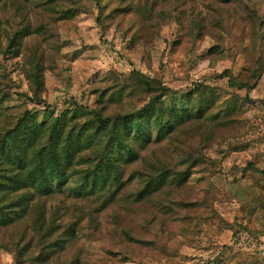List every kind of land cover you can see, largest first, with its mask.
<instances>
[{
    "label": "rangeland",
    "instance_id": "obj_1",
    "mask_svg": "<svg viewBox=\"0 0 264 264\" xmlns=\"http://www.w3.org/2000/svg\"><path fill=\"white\" fill-rule=\"evenodd\" d=\"M41 1L19 0L16 6L15 1L7 0L0 7L5 38L28 19L33 27L48 29L47 36L28 41L33 52L39 47L37 54H44L45 91L39 100L28 98L33 92L25 76V57L20 54L7 59L11 78H7L8 100L0 108V131L13 126L26 110L37 112L39 119L67 112L92 120L91 110L98 106L97 92L107 87H125L121 100H110L107 107L111 111L139 109L149 98L143 92L133 94L128 90L132 70L158 78L174 89L176 93L167 95L166 103L185 106L188 93L195 95L200 84L213 89L219 103H224L232 91L240 102L244 91L230 89L227 77L221 74L228 69L244 76L264 50L260 46L259 52L257 45L259 23L246 9V5L251 6L264 18V0L230 4L215 0H99L98 4L95 0H78L79 11L58 21L55 10L69 7L71 2L61 0L53 6H42ZM21 13L28 19L22 21ZM249 95L254 102H242L238 135L206 151L208 165L194 170L185 191L190 196L212 183L216 193L210 200L232 228L219 232L217 226L203 224L199 233L186 232L189 237L177 226L167 229L169 245L177 254L154 256L146 248L124 243V229L132 234L145 233L136 208L127 212L118 199L100 204L97 198L74 197L65 189L47 199L46 208L48 217L76 224V239L67 245L66 256L81 251L80 264H193L201 260L264 264V72ZM149 139L137 144L139 157L124 174L125 192L138 187L136 167L153 151H163L158 153L173 162L183 156L167 140L158 139L155 130ZM250 161L257 170L243 174L242 168ZM58 235L65 237L62 229ZM126 250L130 252H122ZM0 264L18 263L12 254L1 250Z\"/></svg>",
    "mask_w": 264,
    "mask_h": 264
},
{
    "label": "trees",
    "instance_id": "obj_2",
    "mask_svg": "<svg viewBox=\"0 0 264 264\" xmlns=\"http://www.w3.org/2000/svg\"><path fill=\"white\" fill-rule=\"evenodd\" d=\"M6 1L0 0V7ZM13 1L17 6L19 0ZM60 1L42 0L40 4L53 6ZM68 1L69 7L55 10V20L69 19L79 11L78 0ZM215 1L230 4L240 0ZM246 9L259 23L260 52V46L264 47V18L255 8L246 5ZM20 15L22 21L26 20L25 13ZM47 31L45 26L33 27L28 19L5 38L0 24V108L8 100L7 78L11 77L6 70L7 59L20 54L25 57V76L33 92L28 98L39 100L45 91L44 54H37L39 47L33 52L28 41L47 36ZM263 72L264 50L244 76L234 75L228 69L221 74L227 77L230 89L244 91L241 103L234 91L228 92L224 103H219L216 92L203 84L196 88L195 95L188 93L185 106L166 103V96L176 93L174 89L158 78L132 70L128 90L133 94L143 92L149 98L139 109L118 112L107 107L111 99L123 98L125 87L120 85L97 92L98 106L91 110L92 120L67 112L39 119L37 112L26 110L13 126L0 131V251L12 254L18 264H80L81 251L66 256L67 245L76 239V224H64L57 216H47V199L65 189L74 197L97 198L100 204L118 199L127 212L136 208L145 233L132 234L124 229L127 240L124 243L146 248L154 256L166 258L177 254L169 245L167 229L177 226L189 237L190 232L192 235L201 232L203 224L215 225L219 232L232 228L210 200L216 193L212 183L204 184L202 192L190 196L185 191L194 170L208 165L206 151L238 135L242 102H254L249 93ZM152 130L158 139H165L181 150L183 156L173 162L171 157L158 153L163 151H153L136 167L135 173L140 177L138 187L125 192L124 174L139 157L137 144L147 143ZM242 170L244 174L247 170L256 171L257 167L250 161ZM92 223L96 225L93 218ZM61 229L65 237L57 236ZM193 264L215 263L201 260Z\"/></svg>",
    "mask_w": 264,
    "mask_h": 264
}]
</instances>
